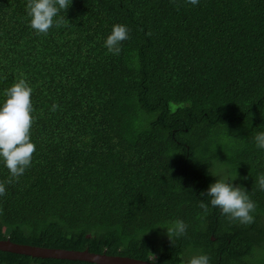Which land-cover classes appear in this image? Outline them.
<instances>
[{"label": "trees", "instance_id": "trees-1", "mask_svg": "<svg viewBox=\"0 0 264 264\" xmlns=\"http://www.w3.org/2000/svg\"><path fill=\"white\" fill-rule=\"evenodd\" d=\"M25 3L0 0V93L20 76L31 85L35 149L16 179L0 166V239L264 264V151L251 140L264 130V0H71L47 34L28 26ZM114 23L129 30L119 55L103 47ZM217 143L220 160L249 174L234 183L255 202L251 224L200 195L214 178L197 159ZM176 218L188 228L171 246L157 225ZM0 264L96 263L0 250Z\"/></svg>", "mask_w": 264, "mask_h": 264}, {"label": "clouds", "instance_id": "clouds-1", "mask_svg": "<svg viewBox=\"0 0 264 264\" xmlns=\"http://www.w3.org/2000/svg\"><path fill=\"white\" fill-rule=\"evenodd\" d=\"M198 2L199 0H187V3L193 6ZM70 4L71 0H26L28 26L37 34H47L54 24L61 23L59 13H65ZM128 38L129 30L126 25L114 23L103 40V47L108 53L119 55L121 42ZM32 91L31 85L20 76L0 93V166L7 169L12 179L24 174L31 164L35 149L30 139V127L35 119L30 99ZM56 108L57 105L53 103L50 111H55ZM222 136L224 141L234 138L226 131ZM251 140L257 149L264 151V130H257ZM217 145L219 143L213 145V156L203 161L197 159L206 165L207 174L214 178L200 195L207 198L208 205L218 208L227 218L244 225L251 224L254 219L252 213L256 208L255 202L250 198L244 184L234 183L237 180L247 181L249 174L238 176L237 168L233 169L227 159L220 160L215 154ZM5 183H0V195L5 192ZM255 183L259 190L264 191V173L257 174ZM200 207L207 211L203 202ZM157 227L164 230V235L172 246L174 239L185 236L188 225L184 220L176 218ZM181 264H210V257L206 252L189 250Z\"/></svg>", "mask_w": 264, "mask_h": 264}, {"label": "water", "instance_id": "water-1", "mask_svg": "<svg viewBox=\"0 0 264 264\" xmlns=\"http://www.w3.org/2000/svg\"><path fill=\"white\" fill-rule=\"evenodd\" d=\"M0 250L29 255L32 257L79 260L96 264H157L153 261H147L128 256L95 253L89 251L88 249L69 250L62 248H46L23 245L14 243L10 239H0Z\"/></svg>", "mask_w": 264, "mask_h": 264}]
</instances>
